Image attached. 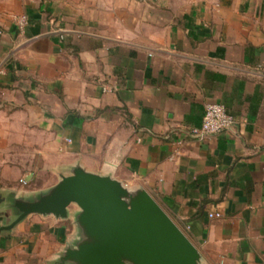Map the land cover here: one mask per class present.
I'll return each mask as SVG.
<instances>
[{
    "label": "crops",
    "instance_id": "0c3cea01",
    "mask_svg": "<svg viewBox=\"0 0 264 264\" xmlns=\"http://www.w3.org/2000/svg\"><path fill=\"white\" fill-rule=\"evenodd\" d=\"M209 102L237 123L199 142ZM75 166L147 190L202 264H264V0H0V227ZM77 211L3 232L0 264H59Z\"/></svg>",
    "mask_w": 264,
    "mask_h": 264
},
{
    "label": "water",
    "instance_id": "95a60500",
    "mask_svg": "<svg viewBox=\"0 0 264 264\" xmlns=\"http://www.w3.org/2000/svg\"><path fill=\"white\" fill-rule=\"evenodd\" d=\"M9 198V222L0 235L30 215L67 219L77 207L79 239L59 264H202L197 247L147 190L112 176L75 166L47 192Z\"/></svg>",
    "mask_w": 264,
    "mask_h": 264
},
{
    "label": "built area",
    "instance_id": "2783aa9c",
    "mask_svg": "<svg viewBox=\"0 0 264 264\" xmlns=\"http://www.w3.org/2000/svg\"><path fill=\"white\" fill-rule=\"evenodd\" d=\"M20 33H24L28 26L27 16H14ZM237 123V119L228 113L225 106L219 103L209 102L205 105V112L201 125L191 129L189 136L191 139L203 142L208 138L232 129ZM178 154V153H177ZM212 218H221V214H211Z\"/></svg>",
    "mask_w": 264,
    "mask_h": 264
}]
</instances>
